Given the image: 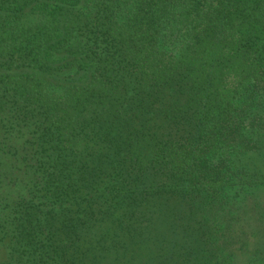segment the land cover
<instances>
[{"label":"trees","instance_id":"trees-1","mask_svg":"<svg viewBox=\"0 0 264 264\" xmlns=\"http://www.w3.org/2000/svg\"><path fill=\"white\" fill-rule=\"evenodd\" d=\"M263 147L264 0H0V264H264Z\"/></svg>","mask_w":264,"mask_h":264},{"label":"rangeland","instance_id":"rangeland-1","mask_svg":"<svg viewBox=\"0 0 264 264\" xmlns=\"http://www.w3.org/2000/svg\"><path fill=\"white\" fill-rule=\"evenodd\" d=\"M262 152H263V157H261L260 159H256L255 157H253V158L255 161L260 162L263 165L262 168L264 170V147H263ZM256 192H257V197H256L257 200L252 202L253 206L251 205L250 207H248L249 205L242 204V206H240L237 210V213H240L242 216V220H240L241 222L237 225L239 232H240V229L246 228V226H244V223H246V220H249V218L253 221V220H256V218H258V217L261 218L260 215H262L263 218H261V219H264V210L260 211L259 207H257L261 203L262 204L264 203V185L260 189L256 190ZM244 207H246V208L248 207L247 213L244 211L245 210V209H243ZM243 216L245 218L244 221H243ZM261 231L264 232V230H261ZM242 233L244 235L247 234V233L245 234L244 232H242ZM246 236L248 237V235H246ZM243 239L247 242V248L249 251H251L250 253L254 252L255 245L253 244V238L252 237H248V238L243 237ZM239 243H241V240L238 241V244ZM256 245L258 246L259 249H264V236L260 238L258 244H256ZM257 256L258 255L253 256V258H256Z\"/></svg>","mask_w":264,"mask_h":264}]
</instances>
